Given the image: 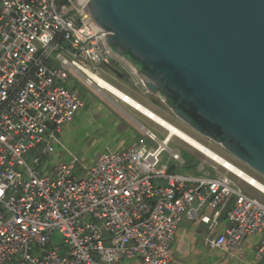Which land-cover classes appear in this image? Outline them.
Returning <instances> with one entry per match:
<instances>
[{"label": "built area", "instance_id": "obj_1", "mask_svg": "<svg viewBox=\"0 0 264 264\" xmlns=\"http://www.w3.org/2000/svg\"><path fill=\"white\" fill-rule=\"evenodd\" d=\"M104 35L74 0H0V264H170L184 217L213 232L225 213L229 226L206 243L232 251L260 235L264 264V202L216 165L182 173V150L152 129L90 165L43 170L84 107L72 80L95 86L106 66L138 78Z\"/></svg>", "mask_w": 264, "mask_h": 264}, {"label": "water", "instance_id": "obj_2", "mask_svg": "<svg viewBox=\"0 0 264 264\" xmlns=\"http://www.w3.org/2000/svg\"><path fill=\"white\" fill-rule=\"evenodd\" d=\"M74 1L156 102L264 177V0Z\"/></svg>", "mask_w": 264, "mask_h": 264}, {"label": "rangeland", "instance_id": "obj_3", "mask_svg": "<svg viewBox=\"0 0 264 264\" xmlns=\"http://www.w3.org/2000/svg\"><path fill=\"white\" fill-rule=\"evenodd\" d=\"M101 71L102 76L109 83L159 113L160 116L191 134L197 140L264 183L262 175L237 159L220 144L210 141L207 137L191 129L170 110L156 102L138 78L125 73L122 69L116 70L122 74V77H119L116 72H112L106 67H103ZM87 89L86 92L78 88V93L84 97L83 110L77 113L74 121L69 126L64 127L61 136H57L55 142L51 145L49 153L58 155V157L53 155L52 162L58 163V160L70 161L73 158H77L84 165H90L92 161L94 162V159L108 149L116 150L129 147L143 135V128L152 129L161 136L168 135L166 129L154 123L128 104L118 100L114 95L109 94L108 91L104 89L101 91L96 86L89 85H87ZM171 146L182 150L186 161L185 167L180 170L182 173L200 174L198 172L199 161L206 167L216 165L221 172L229 174L246 193L256 196L264 202V194L262 192L234 174L225 171L181 139L173 137ZM25 159L31 164L32 155H25ZM52 239L54 243L63 241L62 235L58 232L54 233ZM206 239L205 243L207 242ZM242 245L243 247H241ZM242 245L240 250V247H238L230 251L226 247L213 248L208 243L205 246L203 243L196 246L195 249H190L189 255H186L185 251L181 253V258L188 264H258L254 248L248 244Z\"/></svg>", "mask_w": 264, "mask_h": 264}, {"label": "bare ground", "instance_id": "obj_4", "mask_svg": "<svg viewBox=\"0 0 264 264\" xmlns=\"http://www.w3.org/2000/svg\"><path fill=\"white\" fill-rule=\"evenodd\" d=\"M91 75H92V78L94 79L93 81L94 85L99 90L102 91L104 89L108 91L109 94L111 93L118 100L128 104L129 106L134 108L136 111H138L139 113H141L142 115H144L145 117L153 121L154 123L166 129L168 131L167 138L172 139L173 137H177L181 139L184 143L194 148L195 150L200 152L202 155H204L208 159L212 160L216 164L230 171L231 173L236 175L238 178H240L241 180H243L244 182H246L247 184H249L250 186L254 187L255 189H257L258 191L264 194V183L261 182L259 179L255 178L248 172L239 168L233 162L227 160L222 155L212 150L210 147H208L201 141L197 140L191 134L185 132L184 130L180 129L173 123L169 122L168 120L160 116L159 113H156L149 107L138 102L133 97L127 95L126 93L118 89L116 86L109 83L105 78L95 73H92Z\"/></svg>", "mask_w": 264, "mask_h": 264}, {"label": "crops", "instance_id": "obj_5", "mask_svg": "<svg viewBox=\"0 0 264 264\" xmlns=\"http://www.w3.org/2000/svg\"><path fill=\"white\" fill-rule=\"evenodd\" d=\"M70 86L77 93L79 91L78 88L85 90V91L88 90L87 85L80 79L72 80V82L70 83ZM78 94L81 97V99L84 101V97L82 96V94H80V93H78ZM81 110H83V109H81ZM71 123L65 125L64 127L69 126ZM64 127L62 128L61 132H59L57 134V136H61ZM124 149H126V148H121V149H116V150H124ZM53 155H55V157L56 156L58 157V155L56 153H52V154L49 153V154H46L45 156H43L44 157L43 158V162H44L43 163V165H44L43 170L44 171L49 170L53 165L57 164L56 162L55 163L52 162L53 161L52 160ZM62 161H66V160H58V162H62ZM92 163H93V161H92ZM200 164H201V162L199 161V165ZM198 172L200 174H194V175H201V172L199 170H198ZM201 213L202 214H211V210L209 208H205L201 211ZM228 226H229V222H228L226 213L221 217L218 226L215 228V230L213 232L209 231L207 225H205L201 222L189 220L187 217H184L182 219V221L180 222L179 227H178L177 232H176L175 241L173 243V259L170 262V264H188V263H185L184 260L181 258V253H183L185 251L186 255H189V253L191 251L190 249H195L196 246H199L203 243L205 246V244H206L205 239L207 237L219 236V235L223 234ZM260 237H261L260 235L250 236L244 241L243 244L244 245L245 244L251 245L254 248V250L256 251ZM241 247H243V245ZM241 247L239 248V250L241 249ZM257 260H258V258H257ZM260 262L261 261L258 260V264ZM135 264H138V261H135Z\"/></svg>", "mask_w": 264, "mask_h": 264}, {"label": "trees", "instance_id": "obj_6", "mask_svg": "<svg viewBox=\"0 0 264 264\" xmlns=\"http://www.w3.org/2000/svg\"><path fill=\"white\" fill-rule=\"evenodd\" d=\"M106 68L110 69L112 72H116V71L114 70V68H112L111 66H106ZM43 158H44V157H43Z\"/></svg>", "mask_w": 264, "mask_h": 264}]
</instances>
